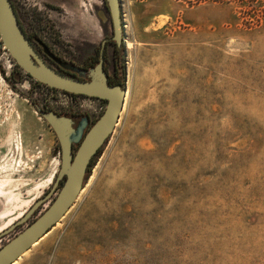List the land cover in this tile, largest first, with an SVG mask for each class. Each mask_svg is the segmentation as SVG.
<instances>
[{
  "label": "rangeland",
  "instance_id": "374dc122",
  "mask_svg": "<svg viewBox=\"0 0 264 264\" xmlns=\"http://www.w3.org/2000/svg\"><path fill=\"white\" fill-rule=\"evenodd\" d=\"M32 3L78 66L111 37L102 0ZM120 5L118 123L75 203L13 264H264V0ZM59 98L0 76V233L60 169L35 108Z\"/></svg>",
  "mask_w": 264,
  "mask_h": 264
},
{
  "label": "water",
  "instance_id": "95a60500",
  "mask_svg": "<svg viewBox=\"0 0 264 264\" xmlns=\"http://www.w3.org/2000/svg\"><path fill=\"white\" fill-rule=\"evenodd\" d=\"M107 5L111 15L113 39L120 45L123 41L120 0H107ZM0 37L2 44L16 65L36 82L69 93L108 100L106 112L89 131L74 159L70 162H64L57 180L61 179L62 176H65L66 180L58 195L32 222L0 246V264H13L33 244L47 234L65 216L77 200L84 187L85 172L91 157L115 130L120 113L123 110L126 90L125 87L124 90L118 87H109L101 74L90 82H83L63 75L49 67L36 55L26 38L10 0H0ZM60 65L65 66L63 63H60ZM45 120L55 131L56 135L61 138L65 131V124L57 121L52 114L46 116ZM53 190L48 196L36 201L19 220L3 230L0 233V240L10 235L17 227L26 224L34 210L40 204H46Z\"/></svg>",
  "mask_w": 264,
  "mask_h": 264
},
{
  "label": "flooded vegetation",
  "instance_id": "af4514ba",
  "mask_svg": "<svg viewBox=\"0 0 264 264\" xmlns=\"http://www.w3.org/2000/svg\"><path fill=\"white\" fill-rule=\"evenodd\" d=\"M32 1L33 0H10L21 28L39 58H41L49 67L73 79H77L83 82H90L101 74L105 78L106 83L109 87H118L121 90H124V75L122 72V67L120 65L119 54V49L122 43L118 45L113 39L114 33L107 0L102 1L104 4V11L108 16V21L110 22L111 37H105L100 45L92 50V52L84 59V64L82 66L76 65L71 59L67 60L66 56L62 55L57 49L52 47V42H59L58 40H56L53 22L49 20L47 12L41 11V9L37 11V8H35L37 4L32 3ZM0 45L5 48V46L2 44V39ZM108 48H112V53L109 57ZM5 50L7 51L6 48ZM11 60L14 64V67L10 71L9 75L3 76L5 80L12 81L14 84L15 82L22 80L23 78H27L33 83L34 86L44 88L48 93V96H50L51 98L56 99L57 97H60L59 99L65 103H60L62 107L56 109L51 105V102L46 99L39 104H36L34 102L36 111H38L40 117L45 120L46 116L52 114L57 119V121L65 124V131L62 134V137L59 138L52 127L47 123L58 141L61 161L60 169L56 174L52 186L41 197L44 198L48 196L51 190L54 189L46 204H40L34 210L32 216L27 220L28 222L30 219L32 220L34 217L36 218L39 214H41L58 195L66 180L65 176H62L61 179L57 180L58 174L63 168L64 162H70L74 159L79 147L85 140L89 131L106 112L108 100L100 97L88 96L83 94H73L50 88L46 85L36 82L33 78L24 73L16 65L12 58ZM60 63H63L65 66H61ZM16 66L18 67V69L16 68ZM111 135L91 157L86 168L84 184L87 180L86 178H88L87 176H89L92 168L94 167L96 160L100 156L104 145L108 142ZM43 206H46V208L41 212V207ZM20 228L21 226L14 229V231L17 230L16 234L20 231Z\"/></svg>",
  "mask_w": 264,
  "mask_h": 264
},
{
  "label": "built area",
  "instance_id": "2783aa9c",
  "mask_svg": "<svg viewBox=\"0 0 264 264\" xmlns=\"http://www.w3.org/2000/svg\"><path fill=\"white\" fill-rule=\"evenodd\" d=\"M0 44H1V37H0ZM14 64L5 50V48L0 45V76H7L10 74V71L13 69Z\"/></svg>",
  "mask_w": 264,
  "mask_h": 264
},
{
  "label": "trees",
  "instance_id": "16d2710c",
  "mask_svg": "<svg viewBox=\"0 0 264 264\" xmlns=\"http://www.w3.org/2000/svg\"><path fill=\"white\" fill-rule=\"evenodd\" d=\"M16 68L18 69V67L16 66ZM122 72H123V70H122ZM18 73V72H17ZM88 177V176H87ZM87 179V178H86Z\"/></svg>",
  "mask_w": 264,
  "mask_h": 264
}]
</instances>
